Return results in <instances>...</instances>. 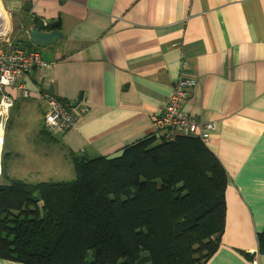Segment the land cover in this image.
<instances>
[{
    "label": "crops",
    "instance_id": "crops-1",
    "mask_svg": "<svg viewBox=\"0 0 264 264\" xmlns=\"http://www.w3.org/2000/svg\"><path fill=\"white\" fill-rule=\"evenodd\" d=\"M0 6L12 22L7 39L49 63L4 89L13 107L19 100L25 111L38 105L39 130L45 93L71 113L88 107L49 142L56 145L40 143L46 151L116 156L160 134L154 122L176 82L197 79L184 109L214 124L206 146L228 179L225 230L205 264H264L257 243L264 233V0H0ZM58 19L56 43L39 49L30 42L26 31Z\"/></svg>",
    "mask_w": 264,
    "mask_h": 264
},
{
    "label": "trees",
    "instance_id": "trees-1",
    "mask_svg": "<svg viewBox=\"0 0 264 264\" xmlns=\"http://www.w3.org/2000/svg\"><path fill=\"white\" fill-rule=\"evenodd\" d=\"M68 155L70 181L11 179L0 185V259L205 264L217 251L225 230L228 179L199 140L168 141L155 134L111 158ZM29 232L32 248L26 247ZM257 243L264 254V233Z\"/></svg>",
    "mask_w": 264,
    "mask_h": 264
},
{
    "label": "built area",
    "instance_id": "built-area-1",
    "mask_svg": "<svg viewBox=\"0 0 264 264\" xmlns=\"http://www.w3.org/2000/svg\"><path fill=\"white\" fill-rule=\"evenodd\" d=\"M1 16V15H0ZM3 25L5 20L1 19ZM1 31V30H0ZM7 33L0 36L4 45H0V129L3 132L4 124L8 120L13 107V99L4 92L21 81L32 69L42 71L49 67L37 51H27L7 39ZM198 83L197 79H179L174 85L164 113L156 118L154 127L166 140L172 141L176 137H191L207 144L210 134L214 131V124L203 122L192 117L184 109L188 99V91ZM27 95L23 85L18 86ZM45 114L43 128L53 135L64 134L70 130L79 113H84L88 107L83 104L78 107V112L71 113L65 105L54 95L45 93L42 97Z\"/></svg>",
    "mask_w": 264,
    "mask_h": 264
},
{
    "label": "rangeland",
    "instance_id": "rangeland-1",
    "mask_svg": "<svg viewBox=\"0 0 264 264\" xmlns=\"http://www.w3.org/2000/svg\"><path fill=\"white\" fill-rule=\"evenodd\" d=\"M4 14L7 18L6 21L12 24L8 15L5 12ZM2 25L1 21L0 27H6ZM21 100L24 99L21 97ZM26 106L28 105L20 103V100L15 102L10 118L4 124L2 148L0 143V185H7L11 179H20L31 183L72 180L74 173L69 155L52 153L42 147V145H56V143L50 144L49 142H51L50 139L58 137V135L48 133L44 128L36 129L35 126L40 118L39 107L35 104L30 107L29 111H25ZM47 134L50 135V138L46 137ZM40 143L43 144L40 145ZM27 236L30 241L26 247H34V243L31 242L34 235L29 232ZM37 251L43 252L44 250L37 249Z\"/></svg>",
    "mask_w": 264,
    "mask_h": 264
},
{
    "label": "water",
    "instance_id": "water-1",
    "mask_svg": "<svg viewBox=\"0 0 264 264\" xmlns=\"http://www.w3.org/2000/svg\"><path fill=\"white\" fill-rule=\"evenodd\" d=\"M60 19L52 24L45 25L44 23H39L37 27H34L30 31H28V37L30 42L34 44L39 49H44L47 46H51L56 43L61 37L62 33L59 31H55L60 24ZM46 28L53 29L52 32H44ZM43 31V32H42ZM82 97L80 96L78 100H76L72 105L71 109H75L81 101Z\"/></svg>",
    "mask_w": 264,
    "mask_h": 264
},
{
    "label": "bare ground",
    "instance_id": "bare-ground-1",
    "mask_svg": "<svg viewBox=\"0 0 264 264\" xmlns=\"http://www.w3.org/2000/svg\"><path fill=\"white\" fill-rule=\"evenodd\" d=\"M0 17H1V19H4L5 20V22L7 23H5L6 25V27L3 29V30H1L0 31V36H4L7 32H8V30H9V23L6 21V16H5V14H4V12H3V10H2V8H1V6H0ZM1 138H2V130L0 129V143H1Z\"/></svg>",
    "mask_w": 264,
    "mask_h": 264
},
{
    "label": "flooded vegetation",
    "instance_id": "flooded-vegetation-1",
    "mask_svg": "<svg viewBox=\"0 0 264 264\" xmlns=\"http://www.w3.org/2000/svg\"><path fill=\"white\" fill-rule=\"evenodd\" d=\"M26 32H28V31H26ZM27 35H28V33H27ZM206 145V144H205Z\"/></svg>",
    "mask_w": 264,
    "mask_h": 264
}]
</instances>
